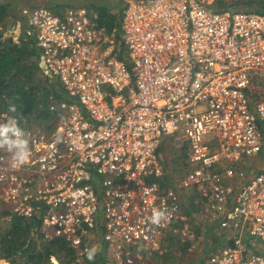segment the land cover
Here are the masks:
<instances>
[{
	"label": "built area",
	"instance_id": "1",
	"mask_svg": "<svg viewBox=\"0 0 264 264\" xmlns=\"http://www.w3.org/2000/svg\"><path fill=\"white\" fill-rule=\"evenodd\" d=\"M24 11L42 69L61 80L65 95L50 103L57 115L50 131L19 124L27 162L0 149L6 217L40 214L47 236L65 237L82 255L98 242L119 264H142L136 245L161 249L170 229L182 240L197 236L183 212L193 189L204 200L200 217L213 216L228 243L209 253L204 244L192 264H264V164L236 168L264 153V99L248 91L264 74V12L204 0H127L128 64L115 31L96 27L87 6ZM9 116L1 112L0 123ZM57 131L63 142L54 144ZM166 134L189 145L191 166L165 187L158 149ZM154 208L168 214L159 226L149 220Z\"/></svg>",
	"mask_w": 264,
	"mask_h": 264
},
{
	"label": "trees",
	"instance_id": "2",
	"mask_svg": "<svg viewBox=\"0 0 264 264\" xmlns=\"http://www.w3.org/2000/svg\"><path fill=\"white\" fill-rule=\"evenodd\" d=\"M79 1L46 0L51 8L78 3L87 6L96 27L110 34L115 31L120 56L130 64L121 38V22L127 0L122 1L121 5L117 0ZM208 4L217 8H234V5L244 4L242 9L264 12V0H210ZM26 14L18 8V0H0V113L7 111L10 116H15L22 127H38L50 131L57 122L56 113L49 108L50 103L65 95V89L59 78L43 71L36 36L30 31ZM18 21H21V26L15 40L12 33H7L13 23L17 24ZM261 77L258 82L254 79L252 82L256 84L248 90L253 100L264 99V74ZM9 105L15 106L14 113L8 111ZM158 150L167 170L160 181L165 187L174 186L169 162L163 153H173L174 160L182 165L180 170L184 173L191 166L189 145L177 146L173 136L164 135ZM9 213V206L0 207V264H110L114 259L113 251L101 243L96 246L99 250L95 260L89 261L86 254H80L65 237L47 236L40 214L30 218L13 215L9 219L6 217ZM189 241L182 240L170 229L161 240V249H146L141 244L136 246H142L143 264H192L197 249L189 251Z\"/></svg>",
	"mask_w": 264,
	"mask_h": 264
},
{
	"label": "rangeland",
	"instance_id": "3",
	"mask_svg": "<svg viewBox=\"0 0 264 264\" xmlns=\"http://www.w3.org/2000/svg\"><path fill=\"white\" fill-rule=\"evenodd\" d=\"M79 1V0H78ZM120 5L122 4V1H126V0H117ZM206 1V3H209L210 0H204ZM228 2L233 1V0H227ZM80 2V1H79ZM40 4H46L49 5L46 0H18V8L22 11L25 8L26 9H31L34 6L40 5ZM234 8H244V4L242 5H234ZM67 8V6L62 5V7H59L58 5L53 7V9L56 12H61L64 11ZM26 13V11H24ZM28 15V14H26ZM21 25V21H18L17 24L13 23V26L11 27V29L9 30V32L7 34L12 33L13 35L15 34L13 32V28L14 29H18ZM262 74L260 76H255L252 81L254 79H256V82H258L259 79H261ZM256 82H252L251 87L254 86V84H256ZM261 129L264 135V124H261ZM166 135H171V134H166ZM172 136V135H171ZM264 141V138H263ZM163 153V157L167 160V162H169L168 168L170 169V171L172 172L171 174L173 175V181L176 183L178 182V180L183 176L184 173L181 172V168L180 166H182L181 164H179L177 161H175V157H173V153H169L167 152ZM264 153L262 152V154H259L258 156H254L253 158L250 159H245L243 162H240L237 164V169H246L247 172L251 171H255V169L260 168L263 164H264ZM262 156V157H261ZM223 162L226 163V160H223ZM181 169V170H180ZM166 170V169H165ZM186 170V169H185ZM169 171V170H168ZM151 179V177H150ZM231 183H235V180H230ZM197 190H188V195H187V204L184 205L183 207V212L185 214L188 215V218L185 220L191 227L192 229H196L197 230V236L194 239H190V242L188 247H189V251L194 250V249H199V247H203L204 244H208L207 247V252L209 253V250H211L213 247H220L221 245L228 243L227 240L222 239L221 236V232L220 230L215 226V218L213 216H209L206 215L205 219H202L200 217V212H202V210L204 209V200H202L201 196L196 192ZM199 216V217H198ZM199 231V232H198ZM176 234V233H175ZM98 242L95 243V245L97 246ZM177 245V244H175ZM162 246V245H161ZM146 247V246H144ZM140 248H142V246H136L134 249L136 252H138L140 255L142 253V251L140 250ZM146 249H149L146 247ZM107 255H109L107 253ZM143 258V257H142ZM54 261L56 263H59V261L54 258ZM110 264H119L117 262L116 259H113V261H110ZM143 264V262H142Z\"/></svg>",
	"mask_w": 264,
	"mask_h": 264
},
{
	"label": "clouds",
	"instance_id": "4",
	"mask_svg": "<svg viewBox=\"0 0 264 264\" xmlns=\"http://www.w3.org/2000/svg\"><path fill=\"white\" fill-rule=\"evenodd\" d=\"M8 111L14 113L16 111L15 106L9 105ZM62 142L63 133L62 131H57L53 143L59 144ZM0 149H6L12 153L15 163L19 165H23L29 158V140L26 138V133L19 126V121L15 116H9L5 122L0 123ZM167 218L168 214L166 210L154 208L149 220L152 224L159 226L161 221ZM98 250L96 246L86 248L85 254L87 259L94 261Z\"/></svg>",
	"mask_w": 264,
	"mask_h": 264
}]
</instances>
